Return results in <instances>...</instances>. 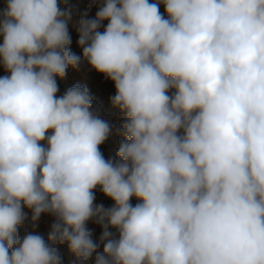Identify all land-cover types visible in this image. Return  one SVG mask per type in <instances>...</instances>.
Masks as SVG:
<instances>
[{
    "label": "clouds",
    "instance_id": "9594fccd",
    "mask_svg": "<svg viewBox=\"0 0 264 264\" xmlns=\"http://www.w3.org/2000/svg\"><path fill=\"white\" fill-rule=\"evenodd\" d=\"M97 4L79 55L68 0L0 9V264H62L65 243L75 264H264V0ZM85 63L114 83L119 126L86 86L57 95ZM42 214L47 240L21 238Z\"/></svg>",
    "mask_w": 264,
    "mask_h": 264
},
{
    "label": "rangeland",
    "instance_id": "374dc122",
    "mask_svg": "<svg viewBox=\"0 0 264 264\" xmlns=\"http://www.w3.org/2000/svg\"><path fill=\"white\" fill-rule=\"evenodd\" d=\"M60 2V0H58ZM153 2V0H150ZM69 5L75 9V14L73 16L72 23L69 24V32L72 38L71 50L78 55L81 54V49L77 46L76 41L78 39V34L75 30V22L78 21L81 14L87 13L88 18H95V14L98 10L99 5H92L91 0H68ZM6 6V0H0V9H3ZM64 5L61 3V7ZM161 11L163 12V5L160 6ZM107 21L103 22L101 26V31H103L104 27H106ZM2 37V36H1ZM2 43V41L0 42ZM7 74L3 67L0 66V76ZM57 83L59 86V91L57 93L58 96H62L68 89L79 84L81 86H86L93 97L94 106H99L100 115L103 119H106L111 125L119 126L123 117L119 111V109L114 108L111 105L110 97L115 94L114 83L110 80L105 79L102 74L91 70L89 66L85 63L79 69H74L71 66L67 69L66 75L64 78L57 77ZM174 91V90H172ZM123 139V137L118 135H111L108 140L104 142L100 146L101 152L104 154V157L110 158L115 156L118 149V142ZM43 143V142H42ZM96 195V204H103L105 207H110L112 205V201L106 198L99 189L95 190ZM133 204L138 201L133 198L131 201ZM27 215L31 216V210L24 209ZM53 222V217L48 214H42L39 221L37 222L38 226L33 229L30 222L26 223L25 226H22L20 229V237L23 238L25 233L34 232L42 235L47 240V234L50 230L51 223ZM87 227L93 233V240L98 241L99 236L101 234V229L98 225H95L91 221L88 223ZM61 258L62 264H75L76 257L72 254L67 246V243L63 245H56ZM102 251V246L99 249ZM94 257L87 262V264H94Z\"/></svg>",
    "mask_w": 264,
    "mask_h": 264
},
{
    "label": "built area",
    "instance_id": "2783aa9c",
    "mask_svg": "<svg viewBox=\"0 0 264 264\" xmlns=\"http://www.w3.org/2000/svg\"><path fill=\"white\" fill-rule=\"evenodd\" d=\"M2 41V37L0 36V42Z\"/></svg>",
    "mask_w": 264,
    "mask_h": 264
}]
</instances>
